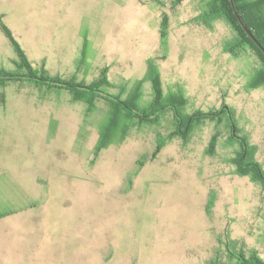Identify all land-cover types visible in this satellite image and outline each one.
Wrapping results in <instances>:
<instances>
[{
  "label": "rangeland",
  "instance_id": "374dc122",
  "mask_svg": "<svg viewBox=\"0 0 264 264\" xmlns=\"http://www.w3.org/2000/svg\"><path fill=\"white\" fill-rule=\"evenodd\" d=\"M201 4L0 0V66L20 65L15 42L46 76L87 84L105 75L108 93L135 91L143 106L153 82L139 81L153 58L156 83L181 90L185 112L227 104L264 169V85L248 87L260 58L228 51L235 31L222 17H201ZM0 93V211H15L0 218V264H229L228 242L264 259V193L232 173L227 160L239 145L224 119L157 151V133L174 128L166 111L158 126L132 127L95 155L108 121L103 99L88 112L66 91L18 80Z\"/></svg>",
  "mask_w": 264,
  "mask_h": 264
},
{
  "label": "trees",
  "instance_id": "16d2710c",
  "mask_svg": "<svg viewBox=\"0 0 264 264\" xmlns=\"http://www.w3.org/2000/svg\"><path fill=\"white\" fill-rule=\"evenodd\" d=\"M201 17L218 18L222 17L231 25L235 31V36L230 39L226 45L227 50L234 52L238 49L251 48L255 50L260 58L261 64L251 74L248 82V87L256 88L264 85V54L257 45L248 36L245 30L238 22L234 9L230 0H201ZM234 8L241 16L244 24L251 30L255 38L264 47V0H232ZM161 42L165 45L164 34L161 32ZM14 51L17 57L21 56V73L16 70H6L0 67V84L6 81H24L39 88L47 90L55 89L56 91H66L70 94L73 101H82L86 103L88 112L97 108L96 101L103 99L107 106L108 121L100 131L99 139L94 147L95 155L97 151L104 148L110 143H120L127 135L132 127H140L146 125L160 124V119L166 111L171 112L174 120V128L163 136L157 133L155 140V150H159L166 140L175 136L181 139H187L192 129L197 124L206 120L218 121L224 119L231 128L230 137L233 138L239 145V149L235 151L234 156L227 161L234 166L233 174L238 176H247L252 182L256 183L262 193H264V169L260 162L256 161L250 152V147L243 136L235 134V120L232 109L225 103L219 108L207 112L197 111L194 113L185 112L186 98L181 90H175L169 93H163L159 83H156L158 72L155 67L153 58L147 60V71L145 78L153 82V91L151 99L146 105H139L138 95L134 93L126 97H121L119 94L108 93L105 85L108 80L105 75H101L96 80L84 84L76 82L73 79L66 80L59 76L48 77L44 74V70L32 68L25 56L20 52L18 45L12 42ZM86 44L83 45L82 54L85 52ZM18 64V63H17ZM138 85L135 87L137 90ZM3 102V96L0 93V103ZM124 116L125 122L119 121V118ZM212 202H208L206 209L211 211ZM35 203H30L29 206H34ZM14 210L0 211V218L8 214H12ZM227 252L230 260L229 264H264V259L259 257L257 253L252 252L249 256H245L238 251L234 244H226ZM214 264V261H212Z\"/></svg>",
  "mask_w": 264,
  "mask_h": 264
},
{
  "label": "water",
  "instance_id": "95a60500",
  "mask_svg": "<svg viewBox=\"0 0 264 264\" xmlns=\"http://www.w3.org/2000/svg\"><path fill=\"white\" fill-rule=\"evenodd\" d=\"M231 1V4H232V7L234 9V13H235V16L238 20V22L240 23V25L242 26V28L245 30V32L248 34V36L252 39V41L257 45V47L263 52L264 54V47L261 45V43L255 38V36L253 35V33L251 32V30L244 24L241 16L239 15V13L237 12V10L234 8L233 6V2L232 0Z\"/></svg>",
  "mask_w": 264,
  "mask_h": 264
},
{
  "label": "crops",
  "instance_id": "0c3cea01",
  "mask_svg": "<svg viewBox=\"0 0 264 264\" xmlns=\"http://www.w3.org/2000/svg\"><path fill=\"white\" fill-rule=\"evenodd\" d=\"M0 17H1V15H0ZM1 30V29H0ZM1 67V66H0Z\"/></svg>",
  "mask_w": 264,
  "mask_h": 264
}]
</instances>
